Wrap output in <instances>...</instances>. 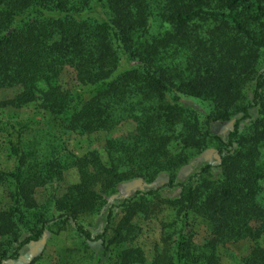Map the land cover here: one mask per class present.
<instances>
[{"label":"trees","instance_id":"obj_1","mask_svg":"<svg viewBox=\"0 0 264 264\" xmlns=\"http://www.w3.org/2000/svg\"><path fill=\"white\" fill-rule=\"evenodd\" d=\"M2 90L14 92L0 100L12 159L0 169L11 201L0 209V264L65 232L55 264H220L218 248L244 239L242 264H264V0H0ZM217 120L232 121L224 137L211 131ZM128 121L131 131L112 135ZM101 132L107 162L69 147ZM211 148L217 162L178 179ZM68 168L78 181L38 202L36 189ZM130 181L143 188L118 197ZM191 215L208 224L200 242ZM148 224L158 228L150 259Z\"/></svg>","mask_w":264,"mask_h":264},{"label":"rangeland","instance_id":"obj_2","mask_svg":"<svg viewBox=\"0 0 264 264\" xmlns=\"http://www.w3.org/2000/svg\"><path fill=\"white\" fill-rule=\"evenodd\" d=\"M72 76L70 71L66 69L61 75V81L64 87H70L74 81H71ZM14 91H0V100L10 97ZM187 103L197 106L203 110L209 111L211 105L207 101L200 99H187ZM2 109H0V116ZM4 114H15L20 119L35 120L38 118L36 112L31 108L29 109H10L4 110ZM133 122L128 121L117 127L112 135H123L133 129ZM232 127V121H214L211 123V131L221 137H224L228 130ZM106 138L105 133H98L93 136H75L69 140V147L77 152H83L85 149L97 150L104 162H107V157L103 152V143ZM217 154L215 150L207 149L202 153L196 155L189 163L182 166L178 172V179H184L188 174L195 171L199 166L205 163L217 162ZM12 167V159L6 156L5 149L0 147V169L9 170ZM78 181V174L75 168H68L64 171L62 179L54 186L46 185L36 189L35 198L38 202L44 201L51 194L61 195L64 193L65 188ZM143 186L136 181L125 182L118 187V197L130 195L133 191ZM11 201L7 197L6 190L0 186V209L7 208ZM189 230L194 234L197 242L204 240L209 233L208 224L200 217L191 215L189 219ZM158 237V228L152 224L144 225L143 234L140 236L141 245L144 247L146 256L150 259L151 246L154 240ZM264 246V235L261 238ZM71 243L67 233L46 234L44 238L36 243L26 246L19 257L15 261H6L3 264H55L57 261V251L66 247ZM92 247H96L94 244ZM252 247V242L249 239H244L239 242L228 243L218 248L217 253L220 256V264H242V259L248 254ZM96 254L99 252L98 248L95 249Z\"/></svg>","mask_w":264,"mask_h":264}]
</instances>
